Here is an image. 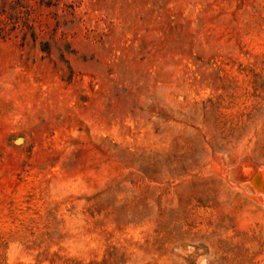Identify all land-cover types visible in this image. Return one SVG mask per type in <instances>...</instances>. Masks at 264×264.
Here are the masks:
<instances>
[{"label":"rangeland","instance_id":"rangeland-1","mask_svg":"<svg viewBox=\"0 0 264 264\" xmlns=\"http://www.w3.org/2000/svg\"><path fill=\"white\" fill-rule=\"evenodd\" d=\"M258 170L264 0H0V264H264Z\"/></svg>","mask_w":264,"mask_h":264},{"label":"bare ground","instance_id":"bare-ground-1","mask_svg":"<svg viewBox=\"0 0 264 264\" xmlns=\"http://www.w3.org/2000/svg\"><path fill=\"white\" fill-rule=\"evenodd\" d=\"M260 170H262V168ZM260 170H258L257 175H254L252 177L251 181L253 183H254V181H257V183H258V181L260 182V184L258 185L259 193L257 195H258L259 201H261L262 204H264V170L261 172V176H260Z\"/></svg>","mask_w":264,"mask_h":264},{"label":"water","instance_id":"water-1","mask_svg":"<svg viewBox=\"0 0 264 264\" xmlns=\"http://www.w3.org/2000/svg\"><path fill=\"white\" fill-rule=\"evenodd\" d=\"M255 175H257V173Z\"/></svg>","mask_w":264,"mask_h":264}]
</instances>
